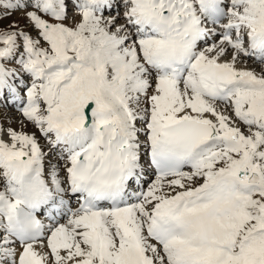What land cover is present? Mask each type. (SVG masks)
<instances>
[{
	"label": "snow or ice",
	"instance_id": "6c2138e0",
	"mask_svg": "<svg viewBox=\"0 0 264 264\" xmlns=\"http://www.w3.org/2000/svg\"><path fill=\"white\" fill-rule=\"evenodd\" d=\"M0 109V264H264V0H0Z\"/></svg>",
	"mask_w": 264,
	"mask_h": 264
},
{
	"label": "rangeland",
	"instance_id": "374dc122",
	"mask_svg": "<svg viewBox=\"0 0 264 264\" xmlns=\"http://www.w3.org/2000/svg\"><path fill=\"white\" fill-rule=\"evenodd\" d=\"M18 15V14H17ZM0 111H3L2 109H0ZM9 111H11V110H9ZM11 115L13 116V117H16L18 114L17 113H15V112H12L11 113Z\"/></svg>",
	"mask_w": 264,
	"mask_h": 264
},
{
	"label": "bare ground",
	"instance_id": "6f19581e",
	"mask_svg": "<svg viewBox=\"0 0 264 264\" xmlns=\"http://www.w3.org/2000/svg\"><path fill=\"white\" fill-rule=\"evenodd\" d=\"M12 113V112H11Z\"/></svg>",
	"mask_w": 264,
	"mask_h": 264
}]
</instances>
